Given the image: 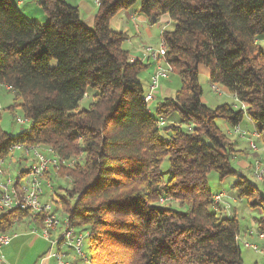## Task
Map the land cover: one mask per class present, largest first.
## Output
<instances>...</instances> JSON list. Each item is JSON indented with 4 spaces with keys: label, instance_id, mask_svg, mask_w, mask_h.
Returning <instances> with one entry per match:
<instances>
[{
    "label": "trees",
    "instance_id": "trees-1",
    "mask_svg": "<svg viewBox=\"0 0 264 264\" xmlns=\"http://www.w3.org/2000/svg\"><path fill=\"white\" fill-rule=\"evenodd\" d=\"M32 2L43 21L0 0V86L11 88L30 121L15 135L0 127V159L16 144L77 158L58 171L68 187L55 202L87 231L88 264H243L239 223L215 203L207 176L235 175L233 188L259 212L264 233V194L232 168L237 146L228 133L247 117L264 145V0H99L92 26L67 0ZM136 4L151 23L169 18L165 60L181 78L153 110L138 77L153 63L132 60L127 34L110 26ZM200 66L244 109L209 108ZM88 88L91 102L79 108ZM167 198L176 207L160 202ZM27 216L10 212L5 229Z\"/></svg>",
    "mask_w": 264,
    "mask_h": 264
},
{
    "label": "built area",
    "instance_id": "built-area-1",
    "mask_svg": "<svg viewBox=\"0 0 264 264\" xmlns=\"http://www.w3.org/2000/svg\"><path fill=\"white\" fill-rule=\"evenodd\" d=\"M93 1L96 5L99 3V0ZM166 51L167 45L162 38L158 48L146 47L143 50L142 59H149L153 63L152 71L149 74L147 92L144 96L147 104L154 100L155 91L159 87L160 81L166 79L172 72L171 65L165 60ZM160 61H164L165 67H162ZM211 87L215 92L220 93L215 84H211ZM5 88L11 89L9 86H5ZM241 107L244 109V104H241ZM15 121L23 127H27L30 122L28 118L19 116L15 118ZM159 124L163 125L164 121L160 120ZM228 133L238 134L242 138H246L247 134L239 125L228 129ZM254 135L257 136L256 133ZM249 145L252 149H256L252 140H249ZM15 152H19V156L14 155ZM8 156L9 159L7 160ZM76 159L60 156L51 146L28 144L13 145L8 150L7 155L0 159V264H8L1 250L15 236V233L5 229L6 218L12 211H27V217L32 223L30 231L42 235L50 247L61 244L72 249L77 258L86 263L89 262L88 252L86 253L83 248L84 240L88 236L87 231L72 226L64 212L53 208L51 201L43 198L49 193V190L51 195L55 197L52 173L57 174L62 167L73 166ZM21 162L25 165L20 166ZM12 167L13 170H11ZM253 174L258 180L264 179V168L258 160L254 162ZM214 201L220 206L221 195H215ZM258 235L264 237V233L259 232ZM237 240L245 248L260 251L257 245L249 241L241 243L238 237ZM260 252L264 254L263 250ZM48 256L55 257L57 264H70L62 259L59 251L50 250Z\"/></svg>",
    "mask_w": 264,
    "mask_h": 264
},
{
    "label": "rangeland",
    "instance_id": "rangeland-1",
    "mask_svg": "<svg viewBox=\"0 0 264 264\" xmlns=\"http://www.w3.org/2000/svg\"><path fill=\"white\" fill-rule=\"evenodd\" d=\"M90 3L88 4L90 7H96L95 2L93 0H87ZM138 5L136 4L135 7ZM91 7V9H92ZM94 8L93 10H90L88 14L82 13L80 17L85 20V23L88 25L93 24V14H94ZM23 10L25 12H29L33 14L36 17H39L40 15L44 16V13L40 10L39 6L34 2H26L25 6H23ZM169 18L167 16L160 17L158 22L151 23L149 25L150 29V35L147 34L146 26H141L139 24L140 28L139 30H136L133 25L130 27V41H128V44H125L128 49L132 50L133 55L137 58L143 57V50L146 47H151L152 49H156L159 47L160 41H161V31L165 28H170V24L166 27V22L169 21ZM140 32V34H139ZM136 42V45L133 46L132 44ZM261 46L264 48V43L261 42ZM151 61V60H150ZM152 62V61H151ZM53 63V62H52ZM160 64L162 67H165L164 61H160ZM152 71V67L146 70H143L139 73V79L143 85L144 88H147V82H148V75L149 72ZM199 83L202 89V95L201 99L202 101L211 109L223 104L227 103L232 105L235 109L241 108V104L234 98V96L230 93L225 92L222 90V88L218 85H216L220 93L215 92L208 79L200 77ZM181 86V78L176 72H170L169 76L166 79H162L160 81L159 87L155 92H157V98L152 101L149 105V108L151 110L154 109L155 104L157 101L161 100L164 97L174 96L176 91ZM95 91L91 88H88L86 90L85 95L83 98L78 102L79 108H86L88 107L89 103L91 102V98ZM156 95V94H155ZM14 93L11 91H8L5 86H0V127L7 132L8 134L15 135L20 130H22L24 127L23 125L18 124L15 121V118L17 116L24 117L23 111L21 109V101L18 98L17 104L15 106L14 102ZM173 118L177 119V114H173ZM172 120V117L170 118ZM246 123V117L243 118L240 128L247 132L246 138L240 137L238 134H229L231 137L230 139L235 142V145L237 146L236 153L234 152V156L231 159V166L232 168L239 174L244 175L246 178H248L250 181H252L259 189V191L264 194V179L258 180L255 178L253 174L254 170V162L255 160H258V162L262 163V167L264 168V157L257 156V153L259 146L263 147L264 145L261 143L258 136L251 134V129L247 128L245 126ZM241 139V140H239ZM239 140V141H238ZM249 140H252L256 149H252L249 145ZM235 146V147H236ZM256 150V151H255ZM14 155L19 156V152H15ZM9 159V156L7 157V160ZM28 164V163H26ZM25 163L21 162L20 166H24ZM13 170V167L12 169ZM168 170V163L167 159H164L160 166V171L166 179L169 174L167 172ZM52 182L54 184V196L51 195V191L49 190V193L43 197L47 201H51L53 208L59 209V211L63 212V209L59 203L55 202V199L57 198L55 194L59 195H65L66 188L68 187L66 179L60 178L57 174L52 173L51 175ZM236 180L235 175H228L224 179L219 180L217 174L214 171H210L207 176V185L209 189L213 193H224V202L229 205L230 208H228L226 211L222 209V213L224 214H234L239 226H240V232H243L245 230H253L255 232L258 231L257 229V221L260 217L259 212L256 209H253L251 205L249 204V198L242 197L239 198L237 195L236 190L233 188V183ZM164 204L171 205L172 207H176V202L173 201L170 198L163 199V201H160ZM221 209V208H220ZM31 230V227H30ZM87 239L84 240L83 248L84 250L87 249ZM259 250L261 251L262 247L258 245ZM241 255L243 264H253L255 261L257 264H264V255L261 254L260 251L253 252L252 250L245 248L243 245H240ZM257 252V253H256ZM259 252V253H258Z\"/></svg>",
    "mask_w": 264,
    "mask_h": 264
},
{
    "label": "crops",
    "instance_id": "crops-1",
    "mask_svg": "<svg viewBox=\"0 0 264 264\" xmlns=\"http://www.w3.org/2000/svg\"><path fill=\"white\" fill-rule=\"evenodd\" d=\"M27 1L32 2V0H16L17 5L22 10H23V6H25V3ZM67 1L78 7L80 15L82 13L88 14L89 11L93 10L94 8L91 6L92 7L91 9V7L88 5L90 2L87 0H67ZM96 8H97V5L94 8L93 17L95 15ZM23 12L28 18L38 20L40 22L44 20V16L42 15H40L39 17H36L29 12L28 13L25 12L24 10ZM165 16L166 15H163L162 17H165ZM81 19L85 22L82 16H81ZM139 24H141V26H146L147 27L146 32L148 35H150L149 25H151V22L144 15L138 12V7H134L133 9H130V10H121L110 19L111 28L118 30V31L125 32L127 34L128 38L125 44H128V41H130L131 34L129 32H130L131 25H133V27H135L136 30H139L140 28ZM168 24L171 25L170 20L166 22V27ZM132 45L135 46L136 42L133 43ZM130 54H131V57L137 58L134 56L135 54L133 55L132 50H130ZM200 77H203L206 79L208 78V72L202 66L199 67V78ZM148 81H149V75H148ZM155 94L156 95H154V98L156 99L157 92ZM245 126L251 129L250 131L251 134H255L253 125L247 117H246ZM254 154H257V156H260V157H264L263 147L259 146L257 153H253L252 156H254ZM44 191L46 192V189ZM218 194L221 195V202L219 206L221 207L220 210L222 211L223 209L226 211L230 207L228 204L224 202V198H225L224 193L219 192ZM30 227H32V223L30 222L28 217L15 218L13 219V221H11V223L7 224L6 230H8L9 232L15 233V236L11 239V241L7 245L3 246L1 250L4 256V259L5 261H7L8 264H57L55 257L48 256V253L50 250L57 251V252L59 251L62 259L69 262L70 264H88L84 262L83 260H81L80 258H77L73 250L66 246H63L61 244L59 245L55 244L54 246L50 247V244L48 243V241H46V239L42 235L37 234V233H32L30 231ZM258 233H259L258 231L255 232L253 230H245L243 232H240L238 238L241 243L243 241H249L257 246L258 245L261 246L262 247L261 249L264 251V237H260ZM248 249L252 250L251 248H248ZM84 251L87 253L88 247ZM253 264H257V262L255 261Z\"/></svg>",
    "mask_w": 264,
    "mask_h": 264
}]
</instances>
